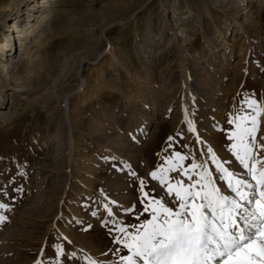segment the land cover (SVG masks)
<instances>
[{"label":"rangeland","instance_id":"374dc122","mask_svg":"<svg viewBox=\"0 0 264 264\" xmlns=\"http://www.w3.org/2000/svg\"><path fill=\"white\" fill-rule=\"evenodd\" d=\"M37 1L30 6L33 0H0V99L4 103L0 113L10 115L0 120V203L9 206L0 210L8 217L0 224V264H35L37 259L55 264L57 244L64 245L66 253H79L75 259L61 257L62 264H87L81 259L84 255L98 264H115V248H121V255L128 253L114 243L121 234L109 231L114 228L111 223H102L111 219L102 205L115 200L110 205L114 218L126 226L150 218L143 211L139 180H145V192L160 198L150 173L167 167L165 160L174 152L188 157L185 166L195 158L191 154L195 135L189 139L192 147L186 141L191 133L184 121L185 109L188 118L190 112L195 115L200 134L209 136L225 160L235 159L230 151L234 141L229 139L235 128L229 119L250 111L248 99L264 104V32L260 47L255 42L246 44L242 32L235 31L234 18L244 17L242 0H55L47 9L40 8L39 15L31 10L42 3ZM29 6L32 16L25 14ZM247 6L253 23L264 31V0H250ZM44 12L49 19L42 27H51V32L30 47L31 56L17 68L6 56L13 43L6 36L15 29V21L10 25L3 21L22 16L13 43L16 60L21 45L26 49L27 43H33L31 32L40 25L42 14L46 16ZM174 34L189 50L186 56L176 48ZM182 34L186 43L181 42ZM225 40L234 45L232 58L229 50L227 59L223 57ZM108 49L112 55L105 53ZM82 60L86 86L77 92ZM29 71L33 73L30 86L19 87L14 74L26 79ZM69 92L75 93L69 103L75 159L84 169L73 171L70 180L64 156L54 162L50 144L58 132L65 141L60 130ZM215 119L220 128L209 131L203 124ZM258 119L259 140L264 113ZM107 143L118 159H111ZM169 176L171 182L177 178L174 172ZM81 179L86 182L77 183ZM65 181L70 184L66 194ZM61 234H67L72 244L67 245Z\"/></svg>","mask_w":264,"mask_h":264},{"label":"snow or ice","instance_id":"6c2138e0","mask_svg":"<svg viewBox=\"0 0 264 264\" xmlns=\"http://www.w3.org/2000/svg\"><path fill=\"white\" fill-rule=\"evenodd\" d=\"M246 104L250 111L228 121L235 128L229 135L234 141L230 151L242 172L226 167L228 161H221L211 146L202 153L207 160L193 158L187 166L184 161L188 157L177 151L165 160L167 167L159 166L150 173L152 180L164 189V197H152L144 191L145 180H139L143 211L150 213L149 219L126 226L114 218L110 205L116 204L115 200L102 205L111 218L102 223L104 226L111 223L114 228L109 231L121 234L114 237V243L128 253L121 255V248H115L113 252L118 256L115 264H264V135L259 140L257 137L258 118L264 113V104L256 99H248ZM184 112L188 131L196 133L188 110ZM196 143H204L198 134ZM209 160L215 165L217 177L209 169ZM125 167L130 166L125 164ZM173 172L180 178L171 182L169 173ZM217 179L226 183L230 194L217 186ZM166 197L172 200L169 202ZM8 209V204L0 203V210ZM7 220L0 212V224ZM54 255L55 264H62L61 257L65 260L77 257L75 251L66 253L62 244L55 245ZM81 259L87 264H98L88 255ZM35 264L42 262L37 259Z\"/></svg>","mask_w":264,"mask_h":264},{"label":"bare ground","instance_id":"6f19581e","mask_svg":"<svg viewBox=\"0 0 264 264\" xmlns=\"http://www.w3.org/2000/svg\"><path fill=\"white\" fill-rule=\"evenodd\" d=\"M55 0H42V3L41 4H38L37 6H35V7H33V9H31V10H35L36 11V13H37V15H39L40 14V12H43V11H40V10H42V9H40V8H44L43 10H45V9H47L48 7V4H50L51 2H54ZM250 0H242V2H243V4H242V11H243V15H244V17H243V20L242 21H240V19L238 18V17H235L234 19V23H233V27L235 28V31H240V32H242V34L244 35V42L247 44V42L249 43V44H251V42H255L256 44H258L260 47H261V35L263 34V29H261L260 28V26L258 25V24H254L253 23V20H252V15H253V13L251 12V9H250V7L249 6H247L248 5V2H249ZM35 3H38V1L37 0H33V2L31 3V5L30 6H32V4L34 5ZM29 6V9L27 10V12L25 13L26 14V16H32L33 14H32V12L30 11V8H32V7H30ZM247 6V7H246ZM251 12V13H250ZM44 13H46V12H44ZM208 14V13H207ZM209 15V14H208ZM254 16V15H253ZM242 17V16H241ZM30 18V17H29ZM47 18H48V14L46 13V16H44L43 14H42V16H41V22H40V25H38V27H36L31 33L33 34L32 36H33V38H34V41H33V43L30 41L29 43H27L26 44V46L27 45H29V47H27L26 49H23L22 47H23V45H21V48H20V54H19V57H18V59H16L15 60V58L14 57H12V53H13V50H14V40L16 39V36H17V33L19 32V29H20V26L18 25L19 24V22H20V20L22 19V16L21 15H18L17 17H15V18H13V17H8L7 19H5L3 22L4 23H8L9 25L10 24H12L13 23V21H15V23H13V25L15 24V29H13L9 34H7V39H11V41L13 42V43H11L10 45H9V49H8V53H7V58L8 57H10V63L12 64V65H18L21 61H25L26 62V59H28V57L29 56H31V48L30 47H32V45H37V44H39V42H40V40L41 39H43V37H45L46 36V34L47 33H49V32H51V27H49V29H47L46 27H42V25L46 22V20H47ZM49 19V18H48ZM52 19V18H51ZM26 20H29L28 18L26 19ZM53 20V19H52ZM51 20V21H52ZM51 24V23H50ZM11 27V26H10ZM39 28V30L37 31V33H36V35H35V32H36V30ZM229 28V27H228ZM232 28V27H231ZM53 31V30H52ZM175 36H174V41H175V43H176V48L182 53V55L183 56H186L187 54H188V51L189 50H187L186 48H185V46L183 45V44H180L179 43V37L176 35V34H174ZM181 38H182V40H181V42H183V43H186V38H185V36L182 34V36H181ZM13 44V45H12ZM31 45V46H30ZM248 46V45H247ZM233 48H234V45H229L228 44V41L227 40H225L224 42H223V50H224V53H223V57L225 58V59H227V54H226V51L227 50H229V52H230V58H232V56H233V53H232V51H233ZM2 50H4L3 48H2ZM23 50V52H21ZM246 52V51H245ZM105 53H110L111 55H112V51L110 50V49H108ZM244 58V57H243ZM99 59V58H98ZM30 60V59H29ZM114 60H115V62H116V64H118V60L116 59V58H114ZM244 60V59H243ZM226 61H229V60H226ZM84 60H82L81 61V63H80V67H79V69H78V72H77V76H78V78L80 79V87L77 89V92L79 91H81V90H83L84 88H85V86H86V80H84V79H82V74H81V72H82V69H83V66H84ZM232 62V61H231ZM28 63V62H27ZM29 63H31L30 61H29ZM233 64V63H232ZM232 64L230 63V62H228L227 63V65H229V66H232ZM20 65V64H19ZM30 65V64H29ZM17 68H18V66H17ZM229 68V67H228ZM234 69L236 68V67H233ZM232 69V68H231ZM32 74L33 73H31L30 71L29 72H27V74H26V76H27V78L25 79V78H23V77H21V78H23V79H21L20 78V75L18 74V72H16V74H14V76L16 77V79L15 80H17L18 82H20L19 83V87H24V88H26L28 85H29V79L30 78H32ZM19 75V76H18ZM14 77V78H15ZM256 80H259V77H256L255 78ZM72 80V79H71ZM214 80H215V82L217 83V85L219 86V85H221V83H220V81L218 80V79H216V78H214ZM30 86V85H29ZM23 88V89H24ZM85 91V90H84ZM73 94H75L74 92H69L66 96H65V98H64V113H63V119H64V124H63V126H62V128H61V130L60 131H62V132H64V134H65V136H66V138H65V141L63 142V137H62V133L61 132H58L54 137H52L51 139H50V144H52V150L54 151V153H55V155H54V162H57L58 160V158L60 157V155H63L64 157V161L66 162V164H67V166H69V168H70V172H69V180L73 177V171H75L76 169L78 170V168H79V170L81 169L80 167H79V165H78V162L76 161V159H75V154H76V140H75V132H74V123H73V112L71 111V109H70V97L73 95ZM191 94H192V92H191ZM191 94H189L188 96L190 97L189 98V100L188 101H190L189 103H191L190 104V107H192V95ZM0 108L2 109V108H4V103H2V99H0ZM150 112V110L149 111H147V114H150L149 113ZM191 114H190V116H189V119H191L192 121H193V123H194V125H195V127H196V133H191V134H189L188 136H187V143H188V145H190L189 144V139H190V137L194 134L195 135V140H193V143H194V147H195V149H193V148H191V154H192V156L193 157H198V158H200L201 160H207L208 158H207V156L206 155H202V153H206V151H207V147L208 146H211L212 148H213V150L216 152V154H217V156L220 158V160L221 161H226L225 160V158H224V155L222 154V152H219L218 150H216L214 147H213V144L211 143V141L209 140V136L208 135H206V134H204V135H201L200 134V132H199V125L197 124V121H196V117H195V115L194 114H192V112H190ZM10 116V115H9ZM9 116H8V114H6V113H3V112H1L0 113V120L2 121V120H8L9 119ZM0 121V122H1ZM204 126H207V128H208V130L209 131H218V129L220 128V125L221 124H219V122H218V119H215V122H211V123H208V124H203ZM148 126H147V128L145 129V133L144 134H146L147 132H148ZM220 131V130H219ZM213 133V132H212ZM199 135L200 136V138H201V140L202 141H204V143L203 144H199V143H196V135ZM216 134V133H215ZM263 135H264V128H263V133H262ZM191 147H192V145H190ZM189 146V147H190ZM110 146H109V144L107 143L106 144V149H107V151H108V153L111 155V159L112 160H116V158L118 157V156H116V155H114L115 153L111 150V148H109ZM113 158H115V159H113ZM118 159V158H117ZM208 165H209V169L210 170H212L213 171V175H214V177H217L218 176V174L217 173H215L214 172V168H215V166H213L212 165V163H211V161L209 160L208 161ZM226 167H229V169L231 170V171H235V172H242L243 171V169L242 168H240V166L237 164V162L235 161V159H231V160H228V163L225 165ZM131 167L133 168V169H135L136 171H138L139 170V167L138 166H132L131 165ZM68 168V167H67ZM76 170V171H77ZM81 170H83L84 171V169L82 168ZM131 172V171H130ZM174 174H176V177L177 178H180L179 176H178V174L177 173H175L174 172ZM151 178V177H150ZM73 179V178H72ZM86 179V178H85ZM186 179V178H185ZM68 180V179H67ZM117 180H118V182H119V184L121 183V184H123V182H121L123 179L122 178H117ZM148 181V180H147ZM66 182V181H65ZM86 182V181H85ZM85 182H83V180L81 179L80 181H77V183H79V184H83V183H85ZM157 182V181H156ZM187 182V181H186ZM67 183V182H66ZM85 185V184H84ZM157 185H158V187H159V195H160V197H164L165 196V191H164V189L159 185V183L157 182ZM119 186V185H118ZM217 186H219V187H222V190L225 192V194H230V192H229V190L227 189V185H226V183L224 182V181H219L218 179H217ZM69 187H70V184L69 183H67L66 184V188H65V194L68 192V189H69ZM119 188V187H118ZM93 190V189H92ZM89 192H92L91 190H88ZM64 195V194H63ZM65 196L66 195H64L62 198H61V200H62V202H65L66 201V198H65ZM101 196V195H100ZM61 197V196H60ZM55 200V199H54ZM102 200V199H101ZM166 200H168L169 202L172 200V198L171 197H166ZM103 202V201H102ZM63 205V204H62ZM169 206H172V207H174V205L173 204H171V203H169ZM133 222V221H132ZM61 229V228H60ZM59 230V229H58ZM62 233V232H61ZM67 233V232H66ZM64 234V233H63ZM63 234H61V235H63ZM69 234V233H68ZM63 237H67V240H65V243H67V245L69 244V245H71L72 244V240L68 237V235L67 234H65V235H63ZM59 241V240H58ZM68 241H71V243H68ZM1 242V241H0ZM87 246V245H86ZM84 250L86 249V248H83ZM81 252H83V251H81ZM68 253V252H67ZM78 255H79V253H77ZM86 254V253H85ZM63 260V259H62ZM45 264H48V263H45Z\"/></svg>","mask_w":264,"mask_h":264}]
</instances>
